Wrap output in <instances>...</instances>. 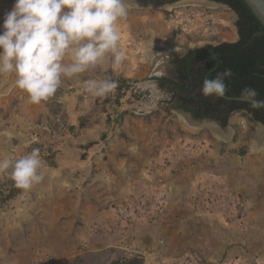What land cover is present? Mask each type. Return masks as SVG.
<instances>
[{"label": "rangeland", "instance_id": "obj_1", "mask_svg": "<svg viewBox=\"0 0 264 264\" xmlns=\"http://www.w3.org/2000/svg\"><path fill=\"white\" fill-rule=\"evenodd\" d=\"M13 4L0 0V32ZM238 21L227 5L133 0L122 66L91 73L118 84L102 98L69 79L33 105L0 75V156L39 148L45 174L2 202L16 188L0 172V264L264 262V126L247 111L194 121L159 81L177 80L189 51L237 42Z\"/></svg>", "mask_w": 264, "mask_h": 264}, {"label": "clouds", "instance_id": "obj_2", "mask_svg": "<svg viewBox=\"0 0 264 264\" xmlns=\"http://www.w3.org/2000/svg\"><path fill=\"white\" fill-rule=\"evenodd\" d=\"M132 3L133 0H14L0 32V75L14 76L15 87L33 105L53 97L69 79L80 81L91 97H106L117 88V82L91 73L106 58L114 69L122 66L126 53L118 27L127 18ZM230 75L226 69L212 79L206 78L201 94L223 97L225 78ZM84 76L87 78L81 79ZM245 91L255 95L253 90ZM42 167L39 148L19 158L0 156V172H6L22 194L44 181Z\"/></svg>", "mask_w": 264, "mask_h": 264}, {"label": "trees", "instance_id": "obj_3", "mask_svg": "<svg viewBox=\"0 0 264 264\" xmlns=\"http://www.w3.org/2000/svg\"><path fill=\"white\" fill-rule=\"evenodd\" d=\"M138 4L149 7H162L177 0H136ZM231 6L238 14L240 40L220 46H207L200 50L189 51L188 55L177 62L180 71L178 79L161 78L159 81L172 85V92L179 95L180 106L195 119L213 118L225 126L231 113L247 111L252 120L264 124V108L252 103L227 101L224 98L205 97L201 94L203 81L212 79L226 69L231 75L225 78L227 97L251 98L264 102V26L244 0H213ZM110 74V73H109ZM112 77V73L110 74ZM245 90H253L255 95ZM91 144L88 145L89 148ZM243 153L242 155H244ZM53 164V163H52ZM53 167V165H49ZM20 193L11 189L5 197L6 202ZM110 264H144L141 257L125 258Z\"/></svg>", "mask_w": 264, "mask_h": 264}, {"label": "water", "instance_id": "obj_4", "mask_svg": "<svg viewBox=\"0 0 264 264\" xmlns=\"http://www.w3.org/2000/svg\"><path fill=\"white\" fill-rule=\"evenodd\" d=\"M193 1H198V2H202V3H210L212 5H219L220 4V3H217V2L212 1V0H177L174 3H170V4H166V5H171V4H176V3H177V5H181V4H187V3H190V2H193ZM244 1L247 3L249 8L252 10V12L255 14V16L258 18V20L264 26V0H244ZM222 5H224V4H222ZM221 98H224L225 100L231 101V102L252 103V104H254L256 106L264 108V104H257L255 102H257L258 100L251 99V98L227 97V96H223ZM260 102H262V101H260ZM180 113L188 115L189 117H191L190 114H188V113H186L184 111H182ZM213 125H215V123H213ZM261 127H262V125H261ZM226 129H227V131L229 130L228 127ZM262 131H264V130H262Z\"/></svg>", "mask_w": 264, "mask_h": 264}, {"label": "flooded vegetation", "instance_id": "obj_5", "mask_svg": "<svg viewBox=\"0 0 264 264\" xmlns=\"http://www.w3.org/2000/svg\"><path fill=\"white\" fill-rule=\"evenodd\" d=\"M212 1H213V0H212ZM215 2H216V1H215ZM217 3H220V4H224V5L229 6L228 4H225V3H222V2H217ZM229 7H231V6H229ZM238 33H239V39H238V41H239V40H240V32H239V28H238ZM238 41H237V42H238ZM222 44H225V43H221V44L216 45V46H220V45H222ZM170 80H172V81H176V80H173V79H170ZM169 85H170V84H169ZM170 87H171V89H172V85H170ZM186 113L190 114V115L192 116V119H193L194 121H203V120H206V119H201V120L195 119L191 113H189V112H186ZM208 119H211V121L214 120V121H217L218 123H220V121L215 120V119H213V118H208ZM256 122H257V123H260L261 125L264 126V124H263L262 122H260V121H256Z\"/></svg>", "mask_w": 264, "mask_h": 264}, {"label": "crops", "instance_id": "obj_6", "mask_svg": "<svg viewBox=\"0 0 264 264\" xmlns=\"http://www.w3.org/2000/svg\"><path fill=\"white\" fill-rule=\"evenodd\" d=\"M261 137V138H260ZM257 138L260 140V142L263 144L264 143V133L262 134V133H259L258 134V136H257ZM261 140H263V141H261ZM256 141V140H255ZM254 141V142H255Z\"/></svg>", "mask_w": 264, "mask_h": 264}, {"label": "bare ground", "instance_id": "obj_7", "mask_svg": "<svg viewBox=\"0 0 264 264\" xmlns=\"http://www.w3.org/2000/svg\"><path fill=\"white\" fill-rule=\"evenodd\" d=\"M196 2H198V1H196ZM200 3H201V2H200ZM184 121H185V120H184ZM259 133H263V132H262V129H260V132H259ZM219 137H220V136H219ZM220 138L223 139L224 141L226 140V139L223 138V137H220ZM220 138H219V139H220ZM260 138H261V137H260ZM261 141H263V140H261ZM253 146H255V145H253ZM256 146H257V145H256ZM257 147H259V146H257Z\"/></svg>", "mask_w": 264, "mask_h": 264}, {"label": "built area", "instance_id": "obj_8", "mask_svg": "<svg viewBox=\"0 0 264 264\" xmlns=\"http://www.w3.org/2000/svg\"><path fill=\"white\" fill-rule=\"evenodd\" d=\"M253 264H264V262L263 263H259V262L255 261V263H253Z\"/></svg>", "mask_w": 264, "mask_h": 264}]
</instances>
